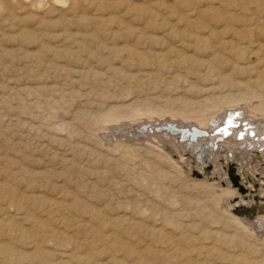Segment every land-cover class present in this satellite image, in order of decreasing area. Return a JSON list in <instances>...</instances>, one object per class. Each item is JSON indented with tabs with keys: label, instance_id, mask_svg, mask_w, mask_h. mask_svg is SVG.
Wrapping results in <instances>:
<instances>
[{
	"label": "rangeland",
	"instance_id": "obj_1",
	"mask_svg": "<svg viewBox=\"0 0 264 264\" xmlns=\"http://www.w3.org/2000/svg\"><path fill=\"white\" fill-rule=\"evenodd\" d=\"M253 196L264 0H0V264H264Z\"/></svg>",
	"mask_w": 264,
	"mask_h": 264
},
{
	"label": "bare ground",
	"instance_id": "obj_2",
	"mask_svg": "<svg viewBox=\"0 0 264 264\" xmlns=\"http://www.w3.org/2000/svg\"><path fill=\"white\" fill-rule=\"evenodd\" d=\"M226 112H224L222 114L223 116H221V117L219 116V117H216L215 118L216 120H218V122H212L211 124H207V127L208 128L206 130V132H207L206 134L204 133L205 131H203L201 129H198L196 127H190V128H188V127H182V126H180L182 124H178V123H175V124H165V125H161V124L155 123V124H157V126L154 128V132H156V133L163 132V133H168V134H171L172 136H174V135H180L181 131H183L185 129H189V135L184 136V137H183V135H180L179 136V139H182L183 141L188 140V141H192V142L195 139H198L199 141H198V143L195 144V146H196L195 149H194L195 151H193L192 153L187 152L185 155H187L189 158H191L194 155H196V157H197L198 150H200V152L198 153V157H197L198 160H200L202 164L203 163H206V164L209 165L210 164L209 161H210V159L213 158V155L212 154L214 153L215 150L218 153L223 152L222 150H219L218 148H214L213 149L214 151L212 153L209 152V148L211 146H213V145L210 146V144L212 143V140H214L215 143H217V144L220 142V137H218V138L217 137H214L213 138V136H212L213 133H211L210 128L216 129L217 131L220 132V134H224V133L226 134L228 132H231L233 134V136H238V137H242L243 136L242 135V133H243L242 130L238 128V126L242 124V123H240L241 121H238L239 116L238 115L230 116L229 115L230 114L229 113L230 111L227 112V113ZM115 115H117V114H115ZM108 119H106V120H108ZM202 119H205V118H202ZM188 125L190 126L191 124H188ZM208 125H210V126H208ZM197 126H202V125H197ZM161 127H163V130H160ZM201 132L204 133L203 136H202ZM153 140H155V138H153ZM198 144H200V145H198ZM244 146L245 145L243 143L242 147H244ZM230 148H233V146H231ZM226 154L228 155L229 159H231L232 156H233L232 154L227 153V152H226ZM226 160H228V158ZM229 161H231V160H229ZM227 166L229 167V170L231 171V163L227 164ZM197 176L198 177H201V174H198ZM239 180L241 181V177H239V178H235L234 177V179H232V182H233V185L238 188V190L240 191V194L242 195V192L244 190L242 189L241 186H243L244 182L242 181L243 184H240L239 183ZM227 193H228V196L229 195H233L234 194V191L233 192H227ZM243 198L247 201L248 198H251L250 193L247 194L246 196H243ZM260 204H264V197L261 198V197H255V196H253L252 197V202L250 203V205H248V206H246V205H239L238 207H235L233 210H231V212H232L233 215H235V216H237L239 218L245 219L247 221H252L255 218L253 224H256V225L261 226V225L264 224V216H261V214H264V207H258V205H260ZM249 206H257L258 209L255 211V213H253V214L248 213L246 216H240V215H238L236 213V209L237 208H248ZM247 225H250V224H247Z\"/></svg>",
	"mask_w": 264,
	"mask_h": 264
},
{
	"label": "water",
	"instance_id": "obj_3",
	"mask_svg": "<svg viewBox=\"0 0 264 264\" xmlns=\"http://www.w3.org/2000/svg\"><path fill=\"white\" fill-rule=\"evenodd\" d=\"M258 207H264V204L258 205ZM257 206H249L248 208H237L236 213L240 216H246L248 213L253 214L258 209Z\"/></svg>",
	"mask_w": 264,
	"mask_h": 264
}]
</instances>
